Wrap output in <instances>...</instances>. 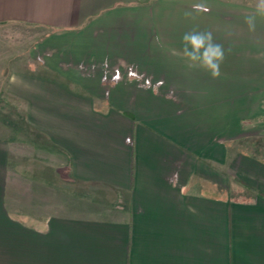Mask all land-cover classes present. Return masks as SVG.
I'll return each mask as SVG.
<instances>
[{
  "label": "crops",
  "instance_id": "obj_1",
  "mask_svg": "<svg viewBox=\"0 0 264 264\" xmlns=\"http://www.w3.org/2000/svg\"><path fill=\"white\" fill-rule=\"evenodd\" d=\"M168 2L0 0V24L64 39L61 59L46 64L51 74L6 83L33 135L29 145L19 133L0 138V264H264V161L200 137L150 104L169 98L166 87L156 94L129 74L158 69L157 81L170 84L190 68L180 55L190 29L168 27L171 13L139 10ZM224 47L222 66L238 61L239 76L250 51L262 66L263 44ZM67 61L93 75H52ZM104 68L125 80L104 87Z\"/></svg>",
  "mask_w": 264,
  "mask_h": 264
},
{
  "label": "rangeland",
  "instance_id": "obj_2",
  "mask_svg": "<svg viewBox=\"0 0 264 264\" xmlns=\"http://www.w3.org/2000/svg\"><path fill=\"white\" fill-rule=\"evenodd\" d=\"M170 1L172 2L157 4L152 9L139 10L173 14V19L166 20L168 27H174L178 23V28L184 30L195 28L203 31L213 26L214 37L223 45L237 46L244 43L248 45V50L254 44L264 46V19L259 22L262 26L256 28L255 32H250L247 27L244 30L235 27L239 22V13L245 11L248 16L255 12L256 0H226V5L230 8L225 10L222 5L208 7L207 0ZM198 4L204 5L207 11H198ZM208 10H211L215 20L210 19ZM152 22L156 23L153 27L158 28L159 21ZM63 44L64 39L60 34L56 35L54 31L44 27L14 22L0 24V138H10L19 133L23 136L24 144H30L33 132L28 117L20 114L22 109L12 101L6 90V83L12 75L20 73L51 74L46 64L50 63L49 58L55 54L61 59ZM253 57L254 52H248V66L244 76H239L238 66L234 67V64L238 65V61L231 62L230 67L221 65V75L218 78H212L198 68L177 69L178 77L172 79L177 82L170 84H160L157 81L158 77L153 73L158 69H147L148 73H144L141 68L130 69L129 74L137 83L156 94L162 86L166 87L169 98L150 100V104L166 110L168 115L174 114L183 119L186 125L193 123L200 137L224 141L231 147L232 155L241 153L264 161V60L262 66L256 68ZM54 69L57 72L52 75L57 76H62L64 71H74L83 77L93 75V69L78 65L71 67L68 61ZM121 70L104 68V87L110 88L111 84H115L113 82L124 81L126 75ZM166 70L174 71L168 68ZM179 71L182 73L179 74ZM182 76L191 82L179 83V80L184 79Z\"/></svg>",
  "mask_w": 264,
  "mask_h": 264
},
{
  "label": "clouds",
  "instance_id": "obj_3",
  "mask_svg": "<svg viewBox=\"0 0 264 264\" xmlns=\"http://www.w3.org/2000/svg\"><path fill=\"white\" fill-rule=\"evenodd\" d=\"M198 11H207L202 4L196 5ZM259 19H264V0H256L255 12L244 18V23L250 32H255ZM180 55L190 68L201 69L212 78L221 75V65L226 59V49L217 42L213 33L208 30L193 28L186 31L181 38Z\"/></svg>",
  "mask_w": 264,
  "mask_h": 264
}]
</instances>
